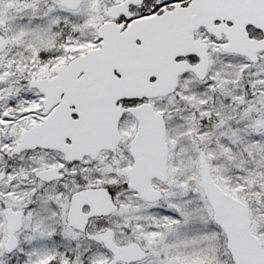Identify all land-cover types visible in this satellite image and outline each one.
Returning <instances> with one entry per match:
<instances>
[{
  "label": "snow or ice",
  "instance_id": "obj_1",
  "mask_svg": "<svg viewBox=\"0 0 264 264\" xmlns=\"http://www.w3.org/2000/svg\"><path fill=\"white\" fill-rule=\"evenodd\" d=\"M0 264H264V0H0Z\"/></svg>",
  "mask_w": 264,
  "mask_h": 264
}]
</instances>
